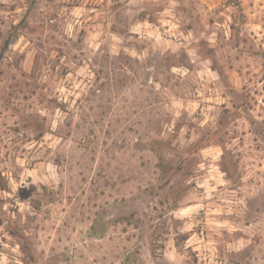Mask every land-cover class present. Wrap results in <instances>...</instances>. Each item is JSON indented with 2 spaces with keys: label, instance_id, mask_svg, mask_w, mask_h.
Listing matches in <instances>:
<instances>
[{
  "label": "rangeland",
  "instance_id": "obj_1",
  "mask_svg": "<svg viewBox=\"0 0 264 264\" xmlns=\"http://www.w3.org/2000/svg\"><path fill=\"white\" fill-rule=\"evenodd\" d=\"M0 264H264V0H0Z\"/></svg>",
  "mask_w": 264,
  "mask_h": 264
}]
</instances>
